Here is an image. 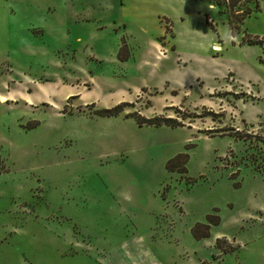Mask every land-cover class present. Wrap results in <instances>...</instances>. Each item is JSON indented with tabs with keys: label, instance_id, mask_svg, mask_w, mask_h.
<instances>
[{
	"label": "rangeland",
	"instance_id": "374dc122",
	"mask_svg": "<svg viewBox=\"0 0 264 264\" xmlns=\"http://www.w3.org/2000/svg\"><path fill=\"white\" fill-rule=\"evenodd\" d=\"M257 3L0 0V264H264Z\"/></svg>",
	"mask_w": 264,
	"mask_h": 264
},
{
	"label": "trees",
	"instance_id": "16d2710c",
	"mask_svg": "<svg viewBox=\"0 0 264 264\" xmlns=\"http://www.w3.org/2000/svg\"><path fill=\"white\" fill-rule=\"evenodd\" d=\"M216 5L224 4L226 16L228 20V25L231 26L232 23L235 25H241L243 20L251 14L253 10H257L258 3L257 0H213ZM260 43V41L250 42V44ZM120 104H117L111 108H103L99 110L101 115H115L120 109ZM259 141L264 142V132H259L255 135ZM206 223H195L190 228V233L195 240L205 238L209 235V226L211 224H217V215L208 214L206 216Z\"/></svg>",
	"mask_w": 264,
	"mask_h": 264
},
{
	"label": "crops",
	"instance_id": "0c3cea01",
	"mask_svg": "<svg viewBox=\"0 0 264 264\" xmlns=\"http://www.w3.org/2000/svg\"><path fill=\"white\" fill-rule=\"evenodd\" d=\"M109 256L108 264H167L165 257L146 236L132 235L121 239L110 248Z\"/></svg>",
	"mask_w": 264,
	"mask_h": 264
}]
</instances>
